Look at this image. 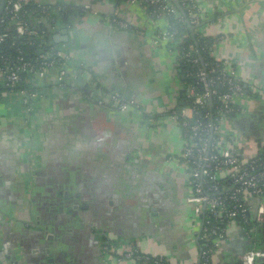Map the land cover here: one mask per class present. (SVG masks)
<instances>
[{
    "label": "crops",
    "instance_id": "1",
    "mask_svg": "<svg viewBox=\"0 0 264 264\" xmlns=\"http://www.w3.org/2000/svg\"><path fill=\"white\" fill-rule=\"evenodd\" d=\"M41 1L55 8L52 34L75 27L69 41L53 42L70 55L71 71L64 85L37 79L44 96L32 113L13 92L0 98V264H138L123 257L128 247L200 264L189 180L172 163L183 134L167 113L184 104L185 76L177 43L156 42L168 19L130 0ZM199 1L212 55L264 94V0ZM115 91L143 111L118 109ZM249 115L264 126L263 107ZM247 251L264 264V223L250 236L233 226L210 264H243Z\"/></svg>",
    "mask_w": 264,
    "mask_h": 264
},
{
    "label": "built area",
    "instance_id": "2",
    "mask_svg": "<svg viewBox=\"0 0 264 264\" xmlns=\"http://www.w3.org/2000/svg\"><path fill=\"white\" fill-rule=\"evenodd\" d=\"M130 1L145 7L153 5L158 9L156 18L168 19V28L156 35L158 44L177 43L185 76V99L183 105L173 106L167 113L183 134L181 164L189 180L195 215L200 216V264H210L219 241L233 226H241L250 236L257 224L264 223V133L256 138L232 123L234 117L264 108V94L259 85H245L233 62L212 54L213 60L209 61L200 55L194 43L184 49L185 38L190 36L186 26L203 37L199 28L206 15L199 0H179L187 12H182L172 0ZM66 7L56 10L64 14ZM54 9L41 0H5L0 14V47L9 40L11 46L17 44L16 53L0 54V98L5 92L15 93L27 113H32L35 103L44 96L43 90L35 86L37 79L51 75L64 85L70 75V55L65 48L48 42L46 30L38 28L41 18L49 19ZM112 23L130 27L117 17ZM38 37L42 38L38 42L42 50L35 57L26 55L19 39L33 44ZM25 75L33 87L21 86ZM110 99L120 110L143 111L137 101L119 91L110 93ZM145 116L150 125L157 123L154 115ZM250 223L256 224L247 228ZM122 251L124 258L138 264H171L163 256L145 254L137 248ZM241 261L256 264L255 251L245 252Z\"/></svg>",
    "mask_w": 264,
    "mask_h": 264
},
{
    "label": "trees",
    "instance_id": "3",
    "mask_svg": "<svg viewBox=\"0 0 264 264\" xmlns=\"http://www.w3.org/2000/svg\"><path fill=\"white\" fill-rule=\"evenodd\" d=\"M119 1H128V0H119ZM172 1L176 5H178V6L180 5L182 12H187V10L183 8V6L181 7L179 0H172ZM143 3H146V2H143ZM147 9L149 10L150 14L153 17H155L156 14L158 13V9L153 5L147 6ZM68 12H69V9L65 12V14ZM65 14H62V15H65ZM52 16L55 18V17H57V14L54 13ZM170 20L172 22H174L175 18L170 17ZM41 23L43 25V21H41ZM42 29H44V28H42ZM179 30H180V28H179ZM186 30L188 31L190 36L188 38H185L186 41H185V43H183L184 49H187L189 47L190 43H194L195 46L198 48L201 56H203L204 58H206L209 61L213 60L212 55H211L212 54L211 46L213 44V39H210V38L205 37V36H203V37L200 36L199 34L196 33L195 30H193L189 26H186ZM45 36H46L45 38L48 42H52L49 40V37L47 35H45ZM178 37H180V36L178 35ZM39 41H42L41 37L35 38V40H34L35 44H34V42H33V44L29 43L28 40L25 38L24 39L21 38V39H19L18 44H20V46L22 47V49L26 55H27V53H29L30 55L32 54V56L35 57L38 54V52L40 50H42V48H43V47L38 46ZM16 47H17V44H16ZM16 47L11 46V40H9L6 45H3L0 47V54L1 53H9V54L16 53V49H15ZM29 54H28V56H29ZM24 77L25 78H24L23 82L21 83V86L22 87H33L32 83L27 82L28 75H25ZM255 224L250 223L247 225V228H250Z\"/></svg>",
    "mask_w": 264,
    "mask_h": 264
},
{
    "label": "rangeland",
    "instance_id": "4",
    "mask_svg": "<svg viewBox=\"0 0 264 264\" xmlns=\"http://www.w3.org/2000/svg\"><path fill=\"white\" fill-rule=\"evenodd\" d=\"M43 18H41L42 20ZM58 23H60L59 21L56 22L54 25H55V28L58 27ZM63 25V23H62ZM68 26V24H66ZM69 29H75L74 25L72 26H69L68 27ZM204 26H200V32L203 34L205 32V30L203 29ZM49 77H51V75H48ZM148 113H146L147 115ZM237 123H238V129L240 130H243L244 132L248 133V132H251L252 135L256 136V138H260L262 137L263 133H264V130H263V126L261 125V123L259 121H256V118L255 116H252V115H249V114H246V115H241L239 117H237ZM240 121H244L245 123H239ZM183 142V144H181ZM182 142H180V145L176 148L174 154L172 155V163L175 165V166H181V154H182V148H183V145H184V138L182 139ZM182 167V166H181ZM183 169V168H182ZM185 178H186V175L184 174ZM189 192H191V189H188ZM187 190V192H188ZM194 223H196L197 225L200 224V216L199 215H195L194 213Z\"/></svg>",
    "mask_w": 264,
    "mask_h": 264
},
{
    "label": "water",
    "instance_id": "5",
    "mask_svg": "<svg viewBox=\"0 0 264 264\" xmlns=\"http://www.w3.org/2000/svg\"><path fill=\"white\" fill-rule=\"evenodd\" d=\"M4 2H5V0H0V14L2 12V8H3V5H4ZM42 21L45 24L46 34L49 37L50 41L56 42V43H59L61 41H69V30H68V28L63 29L62 32H61L62 34L55 35V34H52V24H50L48 22L47 18H43ZM182 103H184V100H182Z\"/></svg>",
    "mask_w": 264,
    "mask_h": 264
}]
</instances>
